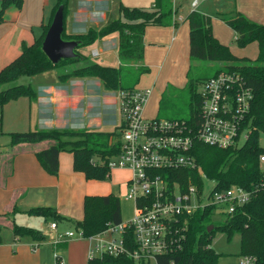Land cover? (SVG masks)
<instances>
[{
  "label": "trees",
  "instance_id": "1",
  "mask_svg": "<svg viewBox=\"0 0 264 264\" xmlns=\"http://www.w3.org/2000/svg\"><path fill=\"white\" fill-rule=\"evenodd\" d=\"M69 0H56L47 22L41 25V34L30 45L23 44L21 54L0 70V135L2 131L4 107L11 101L26 97L31 101L37 99V92L31 82L19 84L22 78H32L40 73L55 69H64L60 80L66 82L71 78H95L109 93L132 91L137 89L141 77L150 72L144 63V35L147 27L177 26L174 21L172 0H156L152 10L120 6V16L101 29H90L87 33L67 35L66 40H77L82 47L91 46L98 40L105 39L113 33H118V56L126 67L105 66L88 61V57L80 53L79 60H62L53 64L43 51L44 38L52 24L55 14L63 7L64 24L68 13ZM24 0H0V24L4 21L6 11L15 7L22 9ZM225 23L235 33L236 44L244 48L252 42H257L259 54L255 60L237 57L226 44L221 43L213 34L212 17L198 11H190L187 15L190 35L189 70L187 85L183 89L169 85L162 95L159 108V118L184 120L199 123L203 97L199 85L222 72L238 73L253 91V102L244 127L248 131V139L239 147L222 149L196 141L193 155L202 167L205 175L216 182L219 190L232 186H241L252 193L250 201L237 208L223 223L213 222L212 209H206L196 214L190 224L189 232L184 241L183 249L170 259L173 264H219L220 255L212 248V241L217 231L226 234L228 241L234 236H240L239 256H253L256 264H264V174L261 170L260 157L264 148L260 146V136L264 134V24L254 22L244 14L237 12L224 16ZM82 62L86 65L78 67ZM199 63L217 64L212 75L202 77L199 73L192 75L193 68ZM197 64L198 66H194ZM216 67V66H215ZM136 72L128 78L124 75ZM18 83V84H17ZM175 110V117H166V109ZM189 110L190 117H185ZM121 128L113 132H100L89 129H51L12 132V145L21 143H38L49 141V144L36 153L42 168L50 175L57 176L60 170L59 156L62 152L73 155V169L83 173L87 180L104 181L110 177L108 162L122 152ZM4 151L0 150V159ZM11 160L7 168L0 170L5 177L13 174ZM11 164V165H10ZM172 183L184 187L201 185V178L195 171L175 170L164 175ZM20 211L15 206L0 218H6L13 236L34 242L48 241L43 231L17 224L16 215ZM30 217L51 219L57 224L68 223L71 228L81 230L88 237L98 234L108 228L109 224L122 222L121 200L114 194L90 195L84 197V216L81 220H73L58 213L56 208L37 207L25 212ZM4 225L0 220V245L3 243L2 230ZM169 259V258H168ZM166 257H159V264H172ZM57 264H61L57 257ZM88 264H146L136 263L126 256L102 258L88 261Z\"/></svg>",
  "mask_w": 264,
  "mask_h": 264
},
{
  "label": "crops",
  "instance_id": "2",
  "mask_svg": "<svg viewBox=\"0 0 264 264\" xmlns=\"http://www.w3.org/2000/svg\"><path fill=\"white\" fill-rule=\"evenodd\" d=\"M137 1L143 3L142 0H126L127 5L124 6L148 10L135 6ZM255 1L259 5L263 0ZM55 3L56 0H24L22 9L18 10L11 7L6 11L4 21L0 24V70L21 54L24 43L27 45L32 44L36 37L41 34V25L43 22L48 21ZM115 4L116 0H69L68 13L64 24L65 34L70 36L84 34L95 25L96 28H100L102 20L106 22V25L109 24L114 21L115 12L113 9ZM120 4L123 5L118 2V6H116L119 15ZM154 6L153 4L152 9ZM189 12L179 10L178 16L185 15L186 20ZM257 23L264 24V22ZM213 25L212 18V27ZM156 27H147L144 35V63L149 67L150 72L151 67L149 65L153 66L152 69L155 71L149 78L150 72L143 75L138 88L150 86L152 96L156 88L163 90L158 100L159 115L160 101L166 88L171 85L183 89L187 85L190 40L189 44H186L183 48V42L178 36V28L170 26L169 29L158 30ZM161 36H163L162 39H160ZM214 36L221 43L228 45L237 57L252 60L258 57L259 47L257 42V54L250 56L244 52L236 53L228 44L229 41L221 39L215 34ZM109 38L98 40L100 41L98 48L92 50V52L94 50L98 51L99 55L97 57L109 52ZM160 45L163 47L161 48ZM183 50L185 51L184 60L187 61H184L181 68V79L174 81L172 79L174 69L179 65V56ZM176 53H178V57L175 59L174 55ZM55 71L56 69L32 77L31 84L38 94L37 99L31 101L26 97H22L9 102L4 107L2 125L4 135H0V150L4 152L0 159V170L7 168L9 165L7 163L13 160V174L5 177L3 172L0 173V216L12 211L16 206L20 212L16 215L15 221L20 225H23L22 220L25 218H31L25 212L37 207L56 208L59 214L67 218L81 220L84 216V197L87 194H99L93 193L97 190L96 186L93 185L96 184L94 180H87L83 173L74 171L73 155L71 153L62 152L60 154L59 174L53 176L42 168L36 157V153L44 149L49 141L12 145L8 133L51 129H89L100 132H113L108 128L116 125L117 129L115 130H118L123 125L117 92H107L97 79L91 77L71 78L66 82H62ZM146 77L149 79L148 81ZM118 111L119 116L116 117ZM144 115L147 117L145 110ZM158 115L153 118H158ZM118 170L129 173L128 178L123 182L127 189L131 172ZM111 176L110 173V179ZM110 193L114 194L109 189V191H105L104 194L100 195ZM0 220L4 225L2 230L3 243L0 245V264H57V260L54 261L53 258L56 254V248L53 245L51 246V242L56 239V232L50 228L53 221L49 224V229L50 234L55 232V236L51 235L48 241L45 242H34L15 238L9 221L6 218H0ZM61 228L64 229L61 230ZM70 229L68 223H60L57 232L64 233ZM87 252L88 248H85L81 264H88ZM56 256L60 258V255ZM236 264L238 263L236 262Z\"/></svg>",
  "mask_w": 264,
  "mask_h": 264
},
{
  "label": "built area",
  "instance_id": "3",
  "mask_svg": "<svg viewBox=\"0 0 264 264\" xmlns=\"http://www.w3.org/2000/svg\"><path fill=\"white\" fill-rule=\"evenodd\" d=\"M200 1H191V11L199 8ZM176 7L173 6L174 14L178 12ZM98 55L97 50L92 52V56ZM244 82L240 74L228 72L206 81L200 90L203 106L199 123L145 117L150 88L118 92L123 119L122 152L111 158L108 166L110 171L131 172L125 199L133 201L134 216L127 222L109 224L106 230L88 237L73 228L57 232L58 224L52 222L55 241L76 235L87 240L88 261L107 255L159 264V257H166L173 264L170 257L183 249L196 214L212 209L213 222L216 215L225 222L237 208L246 205L252 197L250 191L241 186L219 190L192 152L196 141L222 149L239 147L247 141L244 124L251 110L253 91ZM260 160L264 162V155ZM175 170L197 172L201 185L184 187L165 179L167 172ZM238 264H256V259L239 256Z\"/></svg>",
  "mask_w": 264,
  "mask_h": 264
},
{
  "label": "rangeland",
  "instance_id": "4",
  "mask_svg": "<svg viewBox=\"0 0 264 264\" xmlns=\"http://www.w3.org/2000/svg\"><path fill=\"white\" fill-rule=\"evenodd\" d=\"M156 0H142L143 3L137 1L135 3V6L137 7H143L149 10H152V5H155ZM192 0H172L173 6L177 8V13L174 14V20L177 21V26H172L175 28H178V36L179 39L183 42V48H185L186 44H189V22L187 19L185 20V15L178 16L179 10L182 11H191L190 4ZM118 2H121L123 5H127L126 0H116L115 8L113 11L115 12L114 15V20L119 18V12L117 11L118 8L116 9V6H118ZM199 8L196 10L200 13L209 15L213 18L214 25H213V32L216 36H218L221 39L229 41L228 44L231 45L233 50L238 53V52H244L247 55L254 56V54H257L258 47L256 42L250 43L248 46L241 48L239 47L236 42H235V35L234 31L229 27L225 21H224V16L231 15L237 12H240L244 14L247 18L250 20L256 21V22H264V0L260 2L258 5V2L255 0H201L200 1ZM121 6V4H120ZM101 21V20H100ZM104 20L101 21V26L100 28H96L97 26H93L92 29H101L104 26H106ZM158 30H166L171 27H156ZM89 31V30H88ZM87 33V32H86ZM108 40V49L109 52L106 54H103L101 57L97 56H91V52L94 48H98L99 42L96 41L94 44L88 46L86 48L80 49L79 51L81 53H84L85 56L88 57V61L95 62V63H100L102 65H110V66H115L119 67L122 65V67H126L125 64H122L121 62L119 63L118 59V51H117V44H118V39L119 35L118 33H113L112 35L109 36ZM163 36L160 37L162 39ZM162 48L163 46L160 45ZM178 57V53L174 55V58L176 59ZM179 65L175 67L174 73H173V80L177 81L180 78L181 75V68L184 64L185 59V51H181L180 56H179ZM88 62H82L78 65V67H81L83 65H86ZM173 64V63H172ZM200 67L193 68L192 70V75L194 76L196 73H199L202 75V77L212 75L215 70L217 69V64H208V63H199ZM151 67V72L149 73L148 78L151 76V74L155 71L153 66L149 65ZM194 66H198L197 64H194ZM216 66V67H215ZM124 69V75L126 76V70L127 68ZM56 74L60 75L64 73V69H56ZM136 75V72L133 71L132 73L130 72L128 78H133L132 77ZM147 78V77H146ZM145 78V79H146ZM147 78V81L149 80ZM32 78H22L18 81L19 84H28L31 82ZM143 82V81H142ZM17 83V84H18ZM139 85V84H138ZM136 86L138 88L139 86ZM150 87V86H149ZM149 87H144L142 89H147ZM201 85H199V91L201 90ZM96 88V87H95ZM103 90V89H101ZM161 88H156L154 90V94L149 97L148 102L146 103L145 107V114L148 118H153L158 115V100L159 97L162 94ZM177 112L175 110H172L170 108L166 109V117H175ZM185 117L189 118V110L184 114ZM116 117L119 116V111L116 112ZM159 119H165V118H159ZM107 129V128H104ZM110 131H115L117 129L116 125L113 127L108 128ZM260 146L264 148V134H261L260 136ZM261 170L264 174V162H261ZM120 172V174H119ZM111 179L108 177L104 181H96V184H93L96 186L97 190H95L93 193L97 194H104L105 191H109V189L121 200V213H122V220L124 222L129 221L133 216H134V203L133 201L126 200L125 197L127 196V189L123 185L124 180L129 176V173L127 171H119L118 169L112 170L111 171ZM214 184H211L213 186ZM108 193V192H106ZM215 222H223L224 219L219 216H215L214 218ZM23 225L25 226H30L35 229H39L44 232V234L47 237H50L51 235L54 237L55 232L50 234V229H49V224L51 223V219L44 220L41 217H31V218H25L22 220ZM64 228H61V230ZM55 246L56 248V254H54L53 258L54 261L56 260V255H60V262L61 264H81V258L85 254V248H88V241L83 239V238H78L76 235L73 239L70 238H62L58 239L57 241L51 242V246ZM212 248L215 250L217 254L220 255L219 258V264H236V262H239V255L241 253L240 249V236L236 235L231 241H228L227 236L224 232L222 231H217L215 233L214 239L212 241ZM87 261V260H86Z\"/></svg>",
  "mask_w": 264,
  "mask_h": 264
},
{
  "label": "water",
  "instance_id": "5",
  "mask_svg": "<svg viewBox=\"0 0 264 264\" xmlns=\"http://www.w3.org/2000/svg\"><path fill=\"white\" fill-rule=\"evenodd\" d=\"M64 14L61 6L43 41V51L53 64L62 60H79L78 49L81 44L77 40H66L64 33Z\"/></svg>",
  "mask_w": 264,
  "mask_h": 264
}]
</instances>
